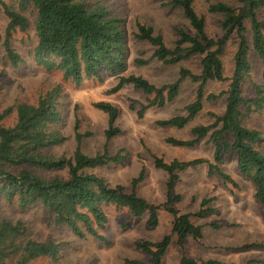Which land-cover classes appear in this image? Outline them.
I'll return each instance as SVG.
<instances>
[{
  "label": "trees",
  "instance_id": "obj_1",
  "mask_svg": "<svg viewBox=\"0 0 264 264\" xmlns=\"http://www.w3.org/2000/svg\"><path fill=\"white\" fill-rule=\"evenodd\" d=\"M14 1L15 5H11L0 0V12H4L9 19L5 33L0 30V46L4 48L11 66L17 68L24 63L12 40L16 33L28 32L31 20L27 13L31 11L36 15L37 44L33 56L37 67L49 71L60 70L63 80L76 85L89 79L102 82L104 74L116 77L118 83L108 91L110 95L119 93L126 85H133L146 96V103L129 99V109L136 111L141 119L149 109H162L174 102L186 79L198 84L195 100L185 106V114L158 120L159 127L182 130L204 109L206 101H216L224 95L226 107L223 114L210 113L214 119L211 124L194 126L191 139L166 138L171 146L185 148H194L209 138L215 146L213 160L198 157L166 161L163 156H153L155 167L168 174L166 200L156 204L138 193V186L147 172L145 166L139 176L132 180L130 190L122 184L112 185L106 177L89 171L124 164L130 156L126 148L119 149L115 154L109 151L111 139L122 133L117 124L121 109L109 101L93 104L108 116V128L105 130L107 143L103 152L92 156L83 151L84 139L92 136V132H81L76 105V149L73 155L50 153L67 140L60 128L63 119L58 107V98L62 94L60 83L43 93L36 103L17 102L0 110V197L10 202L17 201L21 209L40 205L56 226L70 227L75 235L81 238L91 236L106 245H110L111 241L101 232L107 229L110 222L107 207L127 210L135 218L148 213L146 223L152 229L160 225V211L165 210L173 218L171 233L159 241L140 240L135 244L137 249L148 255V264H163L174 237L183 251L180 264H222L217 259H198L186 253V243L190 237L199 241L204 238L203 226L196 225L192 218H203L213 212L208 208L212 199L204 198L195 213H183L174 206L182 200V195L176 194L175 187L181 179V172L202 164L208 165L209 176L218 174L225 183L239 187L238 182L221 166L225 154L233 152L237 157L239 172L250 180L255 189V198L264 209V131L244 123L249 113L264 108L262 85L254 84V98H247L244 93V84L252 71V50L264 66V19L260 17L264 0H219L212 3L209 12L221 16L222 35L218 37L207 33L205 17L196 11L195 0H167L168 5L181 8L189 22L188 29H177L179 39L173 49L166 45L161 35L155 34L152 26L138 21L135 38L151 44L155 50L148 59L136 58L137 65L146 66L157 60L173 66L195 56L201 57L200 74L182 67L176 81L161 86L143 75L126 74L129 64L126 21L107 4L111 0ZM247 23L252 33V46L247 36ZM233 35L238 37L237 50L233 74L228 78L223 56ZM228 79L230 84L227 91L219 94L206 92L205 87L209 82ZM137 104H140V109ZM13 114L16 119L7 125L6 119ZM228 134L233 136L232 143L227 139ZM37 169L67 170L68 178L57 176L47 179L38 174ZM212 227L219 228V225L212 224ZM26 231L22 221L13 222L5 218L0 221V264H34L41 258H59L60 245L57 242L24 240ZM263 248L264 244L254 242L235 249L241 252ZM128 263L141 264L136 260Z\"/></svg>",
  "mask_w": 264,
  "mask_h": 264
},
{
  "label": "rangeland",
  "instance_id": "obj_2",
  "mask_svg": "<svg viewBox=\"0 0 264 264\" xmlns=\"http://www.w3.org/2000/svg\"><path fill=\"white\" fill-rule=\"evenodd\" d=\"M5 1L15 5L14 0ZM217 1L219 0L194 1L196 11L205 17L207 33L212 37L222 35L219 23L221 16L209 12V6ZM107 4L126 21L125 29L129 37L127 75H143L152 83L161 86L176 81L182 67L196 74L201 73L200 56L173 66H167L157 60L146 66L135 63L136 58H150L155 50L151 44L135 38L137 22L152 26L155 34L161 35L166 45L173 49L179 39L177 29L189 28V22L181 8L168 5L167 0H111ZM27 14L31 20L28 32H18L12 40L13 47L22 55L24 63L17 68L11 66L4 48L0 46V110L17 102L36 103L43 93L61 83L62 94L58 98V107L63 119L60 128L67 140L50 153L57 156L73 155L76 149V105L81 119V132H92V136L84 139L83 151L92 156L103 152L107 143L105 130L108 128V116L93 104L109 101L121 109L117 124L122 129V133L109 142V151L115 154L119 149L126 148L130 156L124 164L89 171L106 177L112 185L122 184L130 190L132 180L139 176L142 167L145 166L147 172L144 181L138 186V193L152 203L161 204L166 200L168 174L155 168L154 155L163 156L166 161L191 160L198 157L213 160L215 146L209 138H205L194 148L171 146L166 142V138L173 136L182 140L191 139V129L194 126L208 125L214 121L211 112L224 113L226 95L216 101H206L204 109L182 130L159 127L158 120L185 114V106L195 100L197 83L190 79L184 80L180 94L172 104L162 109L152 108L141 119L136 111L129 109V99L134 98L146 103V96L133 85H126L120 93L110 95L108 91L118 83L116 77L104 74L102 82L89 79L76 85L63 80L60 70L49 71L37 67L33 56V49L37 44L36 15L31 11ZM260 17L264 19V8L260 12ZM8 24L9 19L1 11L0 30L3 34ZM247 28V36L252 46L249 23ZM237 40V35L231 37L223 56L225 74L228 78L233 74ZM250 61L252 71L244 84V93L247 98H254L256 95L254 84L264 87V66L254 50L250 52ZM229 84V79L224 82H209L205 89L207 93L219 94L227 91ZM137 108L140 109V104H137ZM15 119L16 115L13 114L6 119V124H12ZM244 123L264 131V108L249 113ZM227 139L230 143L233 142L232 135L228 134ZM221 166L238 182L239 187L225 183L218 174L209 176L207 164L191 167L180 173L181 179L175 187V192L182 195V200L174 206L183 213H195L200 209L201 201L207 198L212 199L208 208L213 210L203 218H192L196 225L203 226L204 238L199 241L190 237L186 243V253L198 259H217L222 264H264V248L241 252L235 249L254 242L264 244V209L255 198L254 186L239 172L237 157L233 152L225 154ZM36 172L47 179L57 176L68 178L67 170L37 169ZM106 210L110 222L107 229L101 233L111 241L110 245L91 236L81 238L75 235L70 227L56 226L40 205L35 204L27 209H21L17 201L10 202L0 197V221L5 218L13 222H24L27 228L24 240H54L60 245L57 260L41 258L34 261V264H130L128 261L133 260L148 264V255L137 249L136 242L159 241L171 233L173 218L165 210L160 211L161 222L154 229L147 226L148 213L141 218H135L127 210H117L114 206H109ZM212 224H218L219 228L212 227ZM182 255L183 251L174 237L163 264H180Z\"/></svg>",
  "mask_w": 264,
  "mask_h": 264
},
{
  "label": "crops",
  "instance_id": "obj_3",
  "mask_svg": "<svg viewBox=\"0 0 264 264\" xmlns=\"http://www.w3.org/2000/svg\"><path fill=\"white\" fill-rule=\"evenodd\" d=\"M119 93H120V92H119ZM172 103H173V102H172ZM172 103H169V104H172ZM169 104H167V105H169ZM167 105H166V106H167ZM151 109H152V108H151ZM151 109H149V110H151ZM158 109H159V108H158ZM155 168H156V167H155ZM156 169H157V168H156ZM158 170H159V169H158Z\"/></svg>",
  "mask_w": 264,
  "mask_h": 264
}]
</instances>
